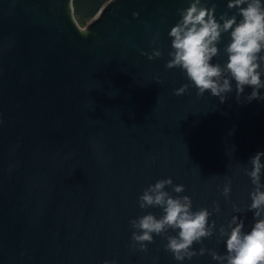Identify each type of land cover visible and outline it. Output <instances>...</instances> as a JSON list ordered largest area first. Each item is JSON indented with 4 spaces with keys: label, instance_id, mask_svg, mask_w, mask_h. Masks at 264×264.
<instances>
[{
    "label": "water",
    "instance_id": "95a60500",
    "mask_svg": "<svg viewBox=\"0 0 264 264\" xmlns=\"http://www.w3.org/2000/svg\"><path fill=\"white\" fill-rule=\"evenodd\" d=\"M0 264H264V0H0Z\"/></svg>",
    "mask_w": 264,
    "mask_h": 264
},
{
    "label": "trees",
    "instance_id": "16d2710c",
    "mask_svg": "<svg viewBox=\"0 0 264 264\" xmlns=\"http://www.w3.org/2000/svg\"><path fill=\"white\" fill-rule=\"evenodd\" d=\"M78 20L80 21V23H81L82 25H85V24L87 23V19L84 18V17H80V16H78Z\"/></svg>",
    "mask_w": 264,
    "mask_h": 264
}]
</instances>
